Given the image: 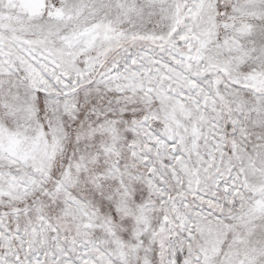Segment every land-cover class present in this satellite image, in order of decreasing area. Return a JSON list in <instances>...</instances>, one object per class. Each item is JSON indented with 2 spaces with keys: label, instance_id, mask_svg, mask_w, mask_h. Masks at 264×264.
I'll list each match as a JSON object with an SVG mask.
<instances>
[{
  "label": "snow or ice",
  "instance_id": "snow-or-ice-1",
  "mask_svg": "<svg viewBox=\"0 0 264 264\" xmlns=\"http://www.w3.org/2000/svg\"><path fill=\"white\" fill-rule=\"evenodd\" d=\"M0 264H264V0H0Z\"/></svg>",
  "mask_w": 264,
  "mask_h": 264
}]
</instances>
